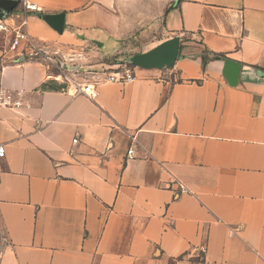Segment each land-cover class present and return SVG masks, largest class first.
Listing matches in <instances>:
<instances>
[{
    "label": "crops",
    "instance_id": "1",
    "mask_svg": "<svg viewBox=\"0 0 264 264\" xmlns=\"http://www.w3.org/2000/svg\"><path fill=\"white\" fill-rule=\"evenodd\" d=\"M26 1L0 20L94 94L0 33V264H264V0ZM170 42L132 82L89 75Z\"/></svg>",
    "mask_w": 264,
    "mask_h": 264
},
{
    "label": "built area",
    "instance_id": "2",
    "mask_svg": "<svg viewBox=\"0 0 264 264\" xmlns=\"http://www.w3.org/2000/svg\"><path fill=\"white\" fill-rule=\"evenodd\" d=\"M23 8L27 11L34 12L35 11V5L29 4L26 0H22ZM8 32L11 34V42L9 45L8 50L10 52H16L21 45L25 46V50L28 52L27 56L29 60H34L37 62H42L47 64L48 67L52 66V70L54 71L53 79L59 82H63L66 84L71 85L76 92H81L88 98H91V96L94 94V89L92 83L84 82V83H78L76 82L72 77L65 76L63 69V65L65 63V59L60 57L58 54H48L43 50L41 47H38L29 33L26 30V23L23 22L19 26L11 27L8 24H6L5 21L0 20V33ZM69 63L73 64L74 62V55L68 57ZM74 66V65H72ZM134 65L129 62H116L109 64L103 71L98 72H89V75L93 74H101L103 76L102 80L100 82H110V83H129L135 80V74H134ZM79 70V67L75 68ZM88 73H86L87 76ZM86 78V77H85ZM95 84H99V82H96ZM82 85V88H81ZM1 105H8V102L6 99L2 97V94H0V106ZM15 106H18V103L14 104ZM76 142V141H74ZM132 149H129L127 152V158L132 157ZM5 156V146L0 145V159H3ZM179 185V194H183L186 192V189L180 184ZM202 252H204V249H202Z\"/></svg>",
    "mask_w": 264,
    "mask_h": 264
},
{
    "label": "water",
    "instance_id": "3",
    "mask_svg": "<svg viewBox=\"0 0 264 264\" xmlns=\"http://www.w3.org/2000/svg\"><path fill=\"white\" fill-rule=\"evenodd\" d=\"M17 4L18 2L7 4L4 6V9L8 13H11ZM41 19L56 32H62L64 26V14H44L42 15ZM177 52V43L170 42L160 46L147 56H142L140 59L136 57L134 61L148 68H157L162 65L174 62L177 57Z\"/></svg>",
    "mask_w": 264,
    "mask_h": 264
},
{
    "label": "rangeland",
    "instance_id": "4",
    "mask_svg": "<svg viewBox=\"0 0 264 264\" xmlns=\"http://www.w3.org/2000/svg\"><path fill=\"white\" fill-rule=\"evenodd\" d=\"M158 35H160V31L158 32ZM142 47L143 46H140V44L129 43L127 46L125 45L124 48L120 50V52L112 54V51L115 49V47L111 48L109 44L105 45L104 51L105 52L108 51L107 53L112 54V55L105 56L107 58V60L105 57H103V61L105 60V61L109 62L110 64H112V63H116V62L118 63L120 61H127L129 59L134 60L135 59L134 57L139 53V51L142 50ZM100 58H102V57L92 56L90 63H92V64L97 63L100 60ZM52 75H54V74H52Z\"/></svg>",
    "mask_w": 264,
    "mask_h": 264
},
{
    "label": "trees",
    "instance_id": "5",
    "mask_svg": "<svg viewBox=\"0 0 264 264\" xmlns=\"http://www.w3.org/2000/svg\"><path fill=\"white\" fill-rule=\"evenodd\" d=\"M36 15H37L39 18H41L43 14H36Z\"/></svg>",
    "mask_w": 264,
    "mask_h": 264
}]
</instances>
